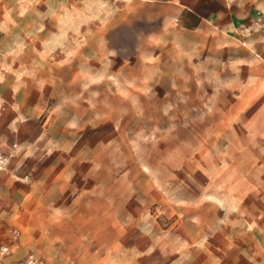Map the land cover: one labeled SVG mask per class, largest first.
Segmentation results:
<instances>
[{
    "label": "rangeland",
    "instance_id": "374dc122",
    "mask_svg": "<svg viewBox=\"0 0 264 264\" xmlns=\"http://www.w3.org/2000/svg\"><path fill=\"white\" fill-rule=\"evenodd\" d=\"M106 1L0 0V141L69 185L38 236L70 264H264V71Z\"/></svg>",
    "mask_w": 264,
    "mask_h": 264
},
{
    "label": "crops",
    "instance_id": "0c3cea01",
    "mask_svg": "<svg viewBox=\"0 0 264 264\" xmlns=\"http://www.w3.org/2000/svg\"><path fill=\"white\" fill-rule=\"evenodd\" d=\"M124 1L127 7L118 11L119 20L155 23L156 29L147 37L189 40L193 52L221 53L225 55L222 62L225 72L233 68L264 71V0ZM108 2L101 3V6L118 5L123 0ZM14 142L4 141L3 147L8 149ZM24 153L18 145L8 169L0 171V243L11 242L9 230H20L5 260L8 264H18L17 258L21 257V262L29 253L27 250L35 248L48 264H70L73 260H66L60 253L63 242L59 243L55 238L42 241L37 233L39 230L62 228L61 223L53 219L49 222L42 220L41 215L46 213L39 204V191L43 184L48 182L46 189H54V182L62 181L68 187V181L60 173H55L46 182L41 181L42 173L37 171L42 158L31 163V157ZM56 167L58 163L53 159L44 166L48 170L58 169ZM27 169L29 171L24 172Z\"/></svg>",
    "mask_w": 264,
    "mask_h": 264
},
{
    "label": "built area",
    "instance_id": "2783aa9c",
    "mask_svg": "<svg viewBox=\"0 0 264 264\" xmlns=\"http://www.w3.org/2000/svg\"><path fill=\"white\" fill-rule=\"evenodd\" d=\"M18 144L16 142L12 143L10 147L4 148L3 142L0 141V171L6 170L9 167V162L14 156L15 150L17 149ZM0 203V209H1ZM19 231L17 228L11 230V242L0 243V264H8L5 260L6 256L10 253L13 241L18 237ZM38 260L33 253H28L22 264H37Z\"/></svg>",
    "mask_w": 264,
    "mask_h": 264
}]
</instances>
